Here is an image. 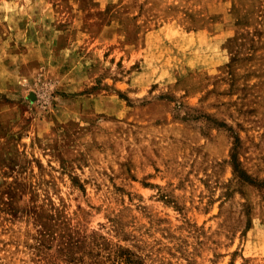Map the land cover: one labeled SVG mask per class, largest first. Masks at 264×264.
<instances>
[{
	"label": "rangeland",
	"instance_id": "obj_1",
	"mask_svg": "<svg viewBox=\"0 0 264 264\" xmlns=\"http://www.w3.org/2000/svg\"><path fill=\"white\" fill-rule=\"evenodd\" d=\"M0 264H264V0H0Z\"/></svg>",
	"mask_w": 264,
	"mask_h": 264
},
{
	"label": "trees",
	"instance_id": "obj_2",
	"mask_svg": "<svg viewBox=\"0 0 264 264\" xmlns=\"http://www.w3.org/2000/svg\"><path fill=\"white\" fill-rule=\"evenodd\" d=\"M242 172V171H241ZM242 174H244V173H242Z\"/></svg>",
	"mask_w": 264,
	"mask_h": 264
}]
</instances>
